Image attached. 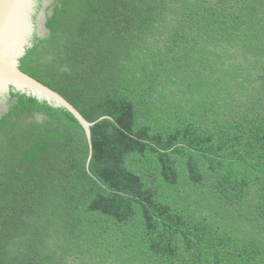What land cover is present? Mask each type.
Instances as JSON below:
<instances>
[{
	"label": "trees",
	"instance_id": "16d2710c",
	"mask_svg": "<svg viewBox=\"0 0 264 264\" xmlns=\"http://www.w3.org/2000/svg\"><path fill=\"white\" fill-rule=\"evenodd\" d=\"M35 23L20 69L95 123L92 157L65 109L0 100V264H264V0H38Z\"/></svg>",
	"mask_w": 264,
	"mask_h": 264
},
{
	"label": "water",
	"instance_id": "95a60500",
	"mask_svg": "<svg viewBox=\"0 0 264 264\" xmlns=\"http://www.w3.org/2000/svg\"><path fill=\"white\" fill-rule=\"evenodd\" d=\"M29 0H0V30L11 28L13 23L23 22L21 11ZM38 2V0H37ZM35 22V20H34ZM43 27L41 26V29ZM36 33V23H35ZM34 33V35H35ZM33 39V38H32ZM32 46L27 39L21 38L19 42L4 44L0 42V100L6 99L10 92L25 94L47 103L54 108L65 109L84 128L92 157L91 127L95 123L88 122L80 112L59 93L40 83L20 69V61L26 55L27 49Z\"/></svg>",
	"mask_w": 264,
	"mask_h": 264
},
{
	"label": "clouds",
	"instance_id": "9594fccd",
	"mask_svg": "<svg viewBox=\"0 0 264 264\" xmlns=\"http://www.w3.org/2000/svg\"><path fill=\"white\" fill-rule=\"evenodd\" d=\"M38 15L37 0H29L21 11L23 22L12 24L11 28L7 26L0 30V42L4 44H13L19 42L21 38L27 39L31 43L35 33V18Z\"/></svg>",
	"mask_w": 264,
	"mask_h": 264
}]
</instances>
